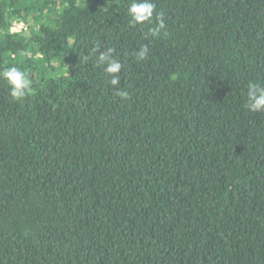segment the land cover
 Instances as JSON below:
<instances>
[{
  "label": "trees",
  "instance_id": "obj_1",
  "mask_svg": "<svg viewBox=\"0 0 264 264\" xmlns=\"http://www.w3.org/2000/svg\"><path fill=\"white\" fill-rule=\"evenodd\" d=\"M130 2L0 0V264H264V0Z\"/></svg>",
  "mask_w": 264,
  "mask_h": 264
},
{
  "label": "clouds",
  "instance_id": "obj_2",
  "mask_svg": "<svg viewBox=\"0 0 264 264\" xmlns=\"http://www.w3.org/2000/svg\"><path fill=\"white\" fill-rule=\"evenodd\" d=\"M154 11L155 4L152 0H131L127 9L133 26L137 24L142 25L145 22L151 21ZM156 18L158 25L150 29L151 35L153 36H158L160 31L166 27L162 13H156ZM94 51H98V46ZM113 51V49L109 48L107 51L100 52L97 63L105 65L104 71L111 77V85L117 86V95L127 99L129 93L119 90L118 87L120 84V76L117 74L121 71L122 64L113 57ZM147 55L148 49L146 46H142L136 53L138 61L145 59ZM84 59L87 60L88 57H84ZM0 79H3L10 86L9 94L13 102H22L26 96L33 92L30 78L25 72L15 66L0 70ZM247 96L248 102L245 107L252 112L264 111V86L255 82H249Z\"/></svg>",
  "mask_w": 264,
  "mask_h": 264
},
{
  "label": "rangeland",
  "instance_id": "obj_3",
  "mask_svg": "<svg viewBox=\"0 0 264 264\" xmlns=\"http://www.w3.org/2000/svg\"><path fill=\"white\" fill-rule=\"evenodd\" d=\"M46 16H41L37 13H30L26 16V18L22 19V20H16L14 21L13 23L15 24H12V25H16V27L13 29L14 31H17V32H29L30 30V27H36V25H38V23L40 21H43L45 20ZM22 22L23 26L20 27L18 26V24ZM25 27V28H24Z\"/></svg>",
  "mask_w": 264,
  "mask_h": 264
},
{
  "label": "built area",
  "instance_id": "obj_4",
  "mask_svg": "<svg viewBox=\"0 0 264 264\" xmlns=\"http://www.w3.org/2000/svg\"><path fill=\"white\" fill-rule=\"evenodd\" d=\"M12 24H15V23H12ZM18 26L22 27V26H23L22 22H20V23L18 24ZM15 27H16V25H11L10 29H11L12 32H17V31H14V30H13ZM24 28H25V27H24Z\"/></svg>",
  "mask_w": 264,
  "mask_h": 264
}]
</instances>
